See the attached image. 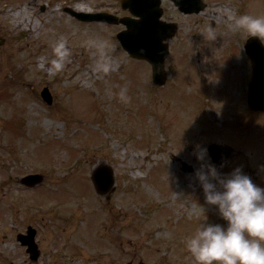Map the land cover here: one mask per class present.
Masks as SVG:
<instances>
[{"label": "rangeland", "instance_id": "374dc122", "mask_svg": "<svg viewBox=\"0 0 264 264\" xmlns=\"http://www.w3.org/2000/svg\"><path fill=\"white\" fill-rule=\"evenodd\" d=\"M205 1L196 16L166 4L165 18L180 28L158 87L150 65L121 48L123 26L65 12L122 16L120 0H0V264L30 263L16 239L29 225L40 232V264H193L186 237L207 217L224 222L196 177L211 162L197 159V145L230 146L234 155L219 171L239 167L264 187V112L246 102L250 36L229 27L240 14L264 15V0ZM61 36L72 59L56 72L50 61ZM96 36L113 45L109 74L95 69L86 43ZM124 84L128 101L112 94ZM105 164L115 175L109 202L91 181ZM32 173L43 175L40 186L20 185Z\"/></svg>", "mask_w": 264, "mask_h": 264}, {"label": "clouds", "instance_id": "9594fccd", "mask_svg": "<svg viewBox=\"0 0 264 264\" xmlns=\"http://www.w3.org/2000/svg\"><path fill=\"white\" fill-rule=\"evenodd\" d=\"M229 27L232 30L243 29L250 37H257L264 43V15L240 14ZM208 33L210 38H216L214 29L209 28ZM86 43L95 49V69L103 74L111 73L114 58L109 39L96 36ZM52 51L51 66L56 72H62L72 59L67 38L61 36L57 39ZM112 94L123 101L130 99L127 84ZM196 155L203 161L207 149L197 145ZM196 177L207 204L217 208L224 222H207V217L194 233L186 237L193 264H264V187L256 184L239 167L223 174L211 162L202 164Z\"/></svg>", "mask_w": 264, "mask_h": 264}, {"label": "water", "instance_id": "95a60500", "mask_svg": "<svg viewBox=\"0 0 264 264\" xmlns=\"http://www.w3.org/2000/svg\"><path fill=\"white\" fill-rule=\"evenodd\" d=\"M158 0H126L123 2L124 8H129L139 19L129 17L116 18L106 14H98L95 16L76 13L67 9L72 15L84 21H108L109 23H122L127 29L118 34V39L122 47L128 54L137 59L147 60L152 64L153 80L158 85H164L166 81V71L164 69V59L168 54L169 41L175 34L177 26L175 24H167L160 20L161 12L155 11L154 14L148 13L150 5H155ZM181 9L186 10L188 3H200L195 12L204 8L202 0H174ZM197 1V2H196ZM158 5V4H157ZM156 5V6H157ZM193 10V9H191ZM188 10L190 12H193ZM153 13V12H152ZM257 38H251L246 44V49L250 57L253 67V79L249 90V103L256 110H264V47ZM1 44V43H0ZM46 101L51 103V97L47 89L42 93ZM208 153L213 163L219 169L232 156L229 147L218 144H211ZM184 169L192 170L190 166L184 164ZM95 188L100 195H107L114 190V175L110 167H101L92 176ZM42 180L40 175H29L21 179L22 184L34 186ZM20 240L24 245L28 246V252L31 259L37 258V249L34 243V231L29 230L27 236H21Z\"/></svg>", "mask_w": 264, "mask_h": 264}, {"label": "flooded vegetation", "instance_id": "af4514ba", "mask_svg": "<svg viewBox=\"0 0 264 264\" xmlns=\"http://www.w3.org/2000/svg\"><path fill=\"white\" fill-rule=\"evenodd\" d=\"M166 4H168L169 7H170L173 11L176 12V14H179V15H181V16H193V15H185V14H183L182 12H180V11L177 9L176 6H174L173 3H171V2L168 1V0H163V3H162V7H163V9H164V15H163V17H166V14L168 13V9H167V7H166ZM39 233H40V232L37 231V237L39 236ZM42 259H43V257H42V255H41V256L39 257V259H38V261H37L36 264H40L41 261H42Z\"/></svg>", "mask_w": 264, "mask_h": 264}]
</instances>
